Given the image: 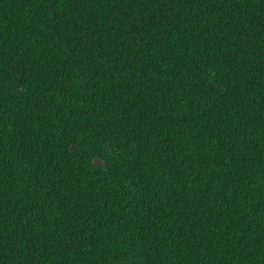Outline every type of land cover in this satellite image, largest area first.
Instances as JSON below:
<instances>
[{
	"label": "trees",
	"instance_id": "obj_1",
	"mask_svg": "<svg viewBox=\"0 0 264 264\" xmlns=\"http://www.w3.org/2000/svg\"><path fill=\"white\" fill-rule=\"evenodd\" d=\"M0 264H264V0H0Z\"/></svg>",
	"mask_w": 264,
	"mask_h": 264
}]
</instances>
